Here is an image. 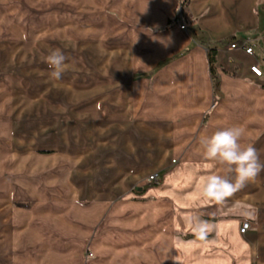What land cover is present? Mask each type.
<instances>
[{"label": "crops", "instance_id": "0c3cea01", "mask_svg": "<svg viewBox=\"0 0 264 264\" xmlns=\"http://www.w3.org/2000/svg\"><path fill=\"white\" fill-rule=\"evenodd\" d=\"M89 13L103 34L121 39L111 48L121 68L103 80V124L142 130L138 153L129 155L133 169H117L128 184L89 185L84 204L77 190L53 217L1 218L0 264H190L191 251L197 264H264V171L223 204L205 200L200 186L213 162L199 145L203 135L239 127L241 143L264 163V0H89ZM168 35L174 43L167 49L152 39ZM255 64L260 77L251 72ZM110 82L128 87L110 89ZM176 157L189 165L171 169ZM147 173L160 183L144 185ZM239 208L246 212L223 216ZM195 210L209 225L203 239L192 229ZM246 219L251 228L242 234Z\"/></svg>", "mask_w": 264, "mask_h": 264}, {"label": "rangeland", "instance_id": "374dc122", "mask_svg": "<svg viewBox=\"0 0 264 264\" xmlns=\"http://www.w3.org/2000/svg\"><path fill=\"white\" fill-rule=\"evenodd\" d=\"M102 30L100 19L89 13V0H0V219L53 217L74 201L77 190L84 204L89 185L128 184L124 174L134 167L129 155L138 153L134 143L142 130H132L129 122L121 129L103 124V80L121 68L118 50L111 49L121 39ZM57 49L66 56L60 80L46 61ZM119 84L110 82V89ZM174 161L171 169L189 165L178 157ZM198 164L194 170L200 171ZM119 166L127 171L119 174ZM151 174L144 185H158L149 182ZM2 201L9 202L7 209ZM240 212L246 209L223 216ZM190 214L199 216L198 210ZM190 254V264H197Z\"/></svg>", "mask_w": 264, "mask_h": 264}, {"label": "clouds", "instance_id": "9594fccd", "mask_svg": "<svg viewBox=\"0 0 264 264\" xmlns=\"http://www.w3.org/2000/svg\"><path fill=\"white\" fill-rule=\"evenodd\" d=\"M158 27L156 26L157 29ZM152 39L165 49L174 43L171 35L152 36ZM46 61L54 69L52 77L60 80L66 67V56L57 49L46 57ZM242 135L241 128L232 126L199 138L203 157L213 162L205 166L206 175L202 177L200 195L203 199L223 204L264 171V163L260 160L258 150L252 144H242ZM217 166L222 167L223 175L214 171ZM191 223L193 232L203 239L209 230L208 222L192 217Z\"/></svg>", "mask_w": 264, "mask_h": 264}, {"label": "built area", "instance_id": "2783aa9c", "mask_svg": "<svg viewBox=\"0 0 264 264\" xmlns=\"http://www.w3.org/2000/svg\"><path fill=\"white\" fill-rule=\"evenodd\" d=\"M182 3V1H181ZM182 22L181 28H185L186 25L184 23V19L183 17L179 19ZM238 44L237 43H233L231 45V48H237ZM242 47L244 48V50L246 51V53L248 54H254V50L253 47L248 45L247 43H243ZM251 72L256 76V77H260L263 74L262 69L260 68V66L258 64L252 65L251 66ZM148 180L150 183H154V184H159L160 179L158 178V174L157 173H153L148 177ZM251 227V221L250 220H243L241 225H240V232L242 234H245Z\"/></svg>", "mask_w": 264, "mask_h": 264}, {"label": "trees", "instance_id": "16d2710c", "mask_svg": "<svg viewBox=\"0 0 264 264\" xmlns=\"http://www.w3.org/2000/svg\"><path fill=\"white\" fill-rule=\"evenodd\" d=\"M212 62H213V54L211 53L210 54V63H211V65H212Z\"/></svg>", "mask_w": 264, "mask_h": 264}]
</instances>
